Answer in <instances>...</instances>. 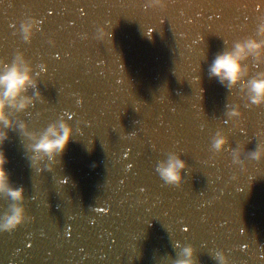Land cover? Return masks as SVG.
<instances>
[{
    "label": "water",
    "instance_id": "water-1",
    "mask_svg": "<svg viewBox=\"0 0 264 264\" xmlns=\"http://www.w3.org/2000/svg\"><path fill=\"white\" fill-rule=\"evenodd\" d=\"M249 40L264 0H0V66L34 80L0 122L24 190H0V222L25 209L0 228V264H264V46L234 84L210 71ZM64 123L62 153L34 149ZM173 157L178 182L159 171Z\"/></svg>",
    "mask_w": 264,
    "mask_h": 264
},
{
    "label": "clouds",
    "instance_id": "clouds-1",
    "mask_svg": "<svg viewBox=\"0 0 264 264\" xmlns=\"http://www.w3.org/2000/svg\"><path fill=\"white\" fill-rule=\"evenodd\" d=\"M30 28V26H26ZM264 46V42L249 40L238 43L234 49L223 51L216 55L213 60L210 71L212 75L217 76L222 82L228 81L229 84H234L245 74L246 66L243 60L249 54ZM34 80L30 70L21 64H11L6 67L0 66V122L10 124L11 121L7 114V108L11 103H19L20 107L27 105L29 97L23 95L28 86L33 84ZM251 91L253 93L254 102H264V77L253 79L250 82ZM7 132L3 126H0V143L6 138ZM73 136L71 125L64 123L57 126H50L39 138L34 145L37 152L46 153L49 156H54L57 153H62ZM226 138L220 137L217 139V146L223 144ZM254 155L260 156L261 150L254 152ZM7 156L3 149H0V190L7 189L9 194L15 200H22L24 190L20 188H11L9 185V173L5 167ZM186 166V161L173 157L162 165L159 169L163 178L170 182H178L182 179L181 169ZM25 216V209L22 205H15L10 213H6L0 228L10 229L22 223ZM186 256H191L192 249H185ZM177 264H194L191 259H182L177 261Z\"/></svg>",
    "mask_w": 264,
    "mask_h": 264
}]
</instances>
